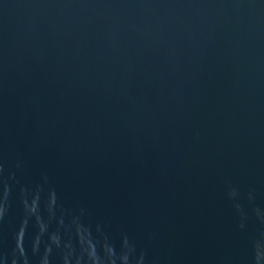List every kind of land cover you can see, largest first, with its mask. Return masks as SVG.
Masks as SVG:
<instances>
[{
    "label": "water",
    "instance_id": "1",
    "mask_svg": "<svg viewBox=\"0 0 264 264\" xmlns=\"http://www.w3.org/2000/svg\"><path fill=\"white\" fill-rule=\"evenodd\" d=\"M0 207V264H264V0H0Z\"/></svg>",
    "mask_w": 264,
    "mask_h": 264
},
{
    "label": "clouds",
    "instance_id": "2",
    "mask_svg": "<svg viewBox=\"0 0 264 264\" xmlns=\"http://www.w3.org/2000/svg\"><path fill=\"white\" fill-rule=\"evenodd\" d=\"M235 195V193H233ZM251 199V197H250ZM27 208V204L25 205ZM29 213H33L36 210L35 202L31 208L27 209ZM4 214V209L0 207V218ZM26 223V221H25ZM243 227V225H241ZM44 226L40 225V233L43 234ZM24 228L21 227L16 237V247L12 254L11 264H28V259L23 247ZM51 241L58 245V238L53 235ZM40 243V236L38 235L32 245V252L36 254L38 251V245ZM50 249L45 248L44 256L41 259V264H48V254ZM132 249L128 245L127 237L121 242L120 252L117 253L114 246L107 243V241H97L95 244L88 243L86 249V256L88 264H132Z\"/></svg>",
    "mask_w": 264,
    "mask_h": 264
}]
</instances>
